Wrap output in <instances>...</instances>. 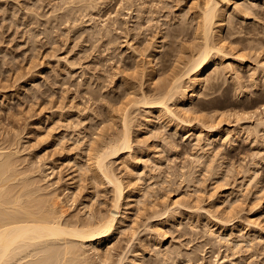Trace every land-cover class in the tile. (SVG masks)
Masks as SVG:
<instances>
[{
    "label": "rangeland",
    "instance_id": "1",
    "mask_svg": "<svg viewBox=\"0 0 264 264\" xmlns=\"http://www.w3.org/2000/svg\"><path fill=\"white\" fill-rule=\"evenodd\" d=\"M234 1L213 37L246 65L209 69L185 108L235 136L133 106L132 149L107 160L126 188L118 225L101 254L86 247L87 264H264V0ZM204 2L0 0V150L15 152L17 182L61 196L67 219L110 213L95 157L127 105L200 50Z\"/></svg>",
    "mask_w": 264,
    "mask_h": 264
},
{
    "label": "bare ground",
    "instance_id": "2",
    "mask_svg": "<svg viewBox=\"0 0 264 264\" xmlns=\"http://www.w3.org/2000/svg\"><path fill=\"white\" fill-rule=\"evenodd\" d=\"M233 1L205 0L200 13L199 26L203 39L200 50L198 49L197 54L192 55L193 58L189 59L190 62L186 64L184 70L182 69L183 71L175 73L173 78L159 89L155 98L148 99L149 96L144 95L133 102L129 100L132 104L127 105L125 109L122 133L117 138L106 141L102 150L100 149L102 152L99 151L101 153L95 157L96 161L93 164L97 167L100 176L110 182L115 193L113 209L110 213L94 221L65 218L67 208L60 206L61 196L37 193L40 187L31 189L27 179L17 182L19 173L16 169V161L12 159L15 152L0 150V264H87L86 247L89 245H92V249L97 254H101V245L111 237L118 225V213L126 189L123 186V180L109 166L110 163L108 164L107 160L109 157L119 160L124 152L132 149L131 109L139 104L148 109L147 113H158L160 117L163 115V117H170L168 119L176 118L187 126L193 125L191 122L199 119L209 137L215 134L235 136L230 131V121L219 118L220 121L211 122L206 117H197L194 114L195 111L192 112L195 116L192 118L189 112L191 108H185L188 107L191 98L198 94L201 86L209 80L206 76L209 69L214 68L216 73L222 67L233 70L236 65L237 71L236 69L234 71L238 72V69L246 65V55L232 52L229 44H225V38L219 41L214 40V25L217 21L222 23ZM231 58L234 64L227 63ZM259 66L264 70V60L260 61ZM186 80L190 83L191 91H187L184 87ZM174 97L182 105L179 112L169 105L170 100L175 101ZM259 123L257 125H263L264 118H261ZM1 149L4 148L1 147ZM105 259L106 261H103L108 264L106 262L109 258Z\"/></svg>",
    "mask_w": 264,
    "mask_h": 264
}]
</instances>
